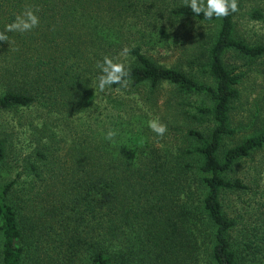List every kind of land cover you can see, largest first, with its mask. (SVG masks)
<instances>
[{"label": "trees", "instance_id": "1", "mask_svg": "<svg viewBox=\"0 0 264 264\" xmlns=\"http://www.w3.org/2000/svg\"><path fill=\"white\" fill-rule=\"evenodd\" d=\"M244 1L205 20L174 0H0V31L25 8L39 9L40 21L0 41V112L34 107L41 119L31 123L25 179L0 183V264H264V210L226 203L247 189L229 176L233 166L264 147L263 122L222 149L235 133L230 112L244 77L225 59L264 57V36H241L236 22L241 13L263 22L264 0ZM189 19L211 28L189 54L210 82L146 53ZM105 56L129 70L126 88H96ZM162 83L201 100L170 103L174 118L208 120L181 131L176 149L156 145L143 110ZM97 95L114 112L108 121L93 113ZM110 129L112 142L104 139ZM9 149L0 133V170Z\"/></svg>", "mask_w": 264, "mask_h": 264}, {"label": "rangeland", "instance_id": "2", "mask_svg": "<svg viewBox=\"0 0 264 264\" xmlns=\"http://www.w3.org/2000/svg\"><path fill=\"white\" fill-rule=\"evenodd\" d=\"M171 1V0H169ZM175 4L185 2V0H174ZM252 3L245 0L243 7H250ZM243 8V9H244ZM239 35L259 39L264 36V21L249 20L242 13L236 18ZM211 30L208 24L196 22L192 19L175 23L167 32L168 45L151 48L147 50V55L157 64L163 67L174 68L192 75L199 80L207 81L202 76L200 66L195 65L189 54L193 50L194 39L199 35H206ZM191 60V61H189ZM226 64L235 67L237 71L244 73L243 81L239 85L240 96L233 102L230 112V126L235 130L233 136L225 139L222 149L232 147L244 138L258 131L264 122V105L262 97L264 95V57L254 62L240 59L236 54H229L226 57ZM143 110L147 114V121L158 119L167 125V131L163 137L151 135L157 146L176 149L182 142L181 131L186 127L203 129L208 125V120L202 121L184 120L182 117L172 116L169 110L170 103L187 104V107H195L200 104V98L188 95L177 94L174 87L169 83H162L153 94ZM208 104V100L203 101ZM94 114L101 121L110 120L109 106L100 95L94 100ZM107 106V108H105ZM38 109L18 108L17 110L0 112V133L6 137L8 156L6 165L0 170V183L4 184L20 175V181L25 179L24 158L35 147L33 136V126L41 121ZM175 124L168 126L171 121ZM206 120V121H205ZM184 126V127H183ZM229 176L239 178L247 189L240 193H229L226 195V203L230 207L244 210L247 207L252 215H258L264 210V147L253 151L248 157L237 162ZM254 218V216L252 217Z\"/></svg>", "mask_w": 264, "mask_h": 264}, {"label": "clouds", "instance_id": "3", "mask_svg": "<svg viewBox=\"0 0 264 264\" xmlns=\"http://www.w3.org/2000/svg\"><path fill=\"white\" fill-rule=\"evenodd\" d=\"M185 5L196 16H203L205 20L219 19L228 16L230 13L238 11V0H185ZM39 9L31 7L25 8L22 12L15 14L12 22L4 26L0 31V41H8V33H28L39 25V16L36 14ZM128 48L122 51L123 56H127ZM99 75L96 78V88L100 92L111 88L113 85H119L120 88H126L129 83V70L124 63L114 62L110 57L105 56L102 61L96 63ZM148 127L157 136L163 137L167 131V125L158 119L148 121ZM117 132L108 130L104 139L110 142L114 141Z\"/></svg>", "mask_w": 264, "mask_h": 264}]
</instances>
